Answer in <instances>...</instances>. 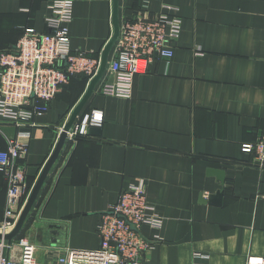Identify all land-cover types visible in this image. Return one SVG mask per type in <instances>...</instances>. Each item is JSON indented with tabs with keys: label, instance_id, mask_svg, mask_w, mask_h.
<instances>
[{
	"label": "crops",
	"instance_id": "crops-1",
	"mask_svg": "<svg viewBox=\"0 0 264 264\" xmlns=\"http://www.w3.org/2000/svg\"><path fill=\"white\" fill-rule=\"evenodd\" d=\"M50 1L0 0V51L13 50L25 28L45 32ZM72 2V52L101 59L113 34L112 0ZM119 5L120 24L179 16L174 55L155 59L137 75L129 99L94 93L77 121L101 113L102 125L89 128L99 135L88 130L86 137L67 140L6 257L19 260L23 241L34 246L39 262L68 250L99 249L102 215L122 191L141 184L147 213L163 220L160 231L141 229L154 244L145 264H247L264 258V171L253 166V154L242 151L264 129V0ZM112 56L113 50L109 61ZM88 84L73 79L30 127L0 117V152L9 139L27 145L19 164L30 188ZM22 132L29 137L20 138ZM211 169L224 173V184ZM217 193L220 204L212 202ZM7 199L0 172V221Z\"/></svg>",
	"mask_w": 264,
	"mask_h": 264
},
{
	"label": "built area",
	"instance_id": "built-area-1",
	"mask_svg": "<svg viewBox=\"0 0 264 264\" xmlns=\"http://www.w3.org/2000/svg\"><path fill=\"white\" fill-rule=\"evenodd\" d=\"M48 9L51 16L46 19L45 32L25 28L12 51H0V117L21 129L30 127L35 117L48 113L50 104L72 77L85 75L89 83L100 68V58L71 50L72 0H52ZM181 30L179 16L161 15L155 21L125 19L107 71L95 92L131 98L137 75L146 73L157 58L170 60L173 57V43L179 39ZM102 122L103 115L99 112L93 113L88 121H77L68 140L88 136L89 128L99 127ZM26 137L29 133L20 134V138ZM242 151L253 154V166L264 171V129L256 142L244 145ZM26 154L27 145L14 139H9L7 149L0 152V172L8 193L0 221L3 236L17 225L33 189L19 164ZM143 226L160 231L163 220L147 213L146 192L139 184L122 191L118 202L102 215L98 228L99 249L68 250L55 259L39 262L34 246L23 241L20 259L12 260L6 257L7 243L1 240L0 264H145L143 259L154 244L143 238ZM201 258L206 259V256ZM247 264H264V258L249 259Z\"/></svg>",
	"mask_w": 264,
	"mask_h": 264
},
{
	"label": "water",
	"instance_id": "water-1",
	"mask_svg": "<svg viewBox=\"0 0 264 264\" xmlns=\"http://www.w3.org/2000/svg\"><path fill=\"white\" fill-rule=\"evenodd\" d=\"M119 1L120 0H112V26H113V34L111 39L109 40L108 44L106 45L102 55H101V62H100V68L98 70V73L96 74V76L89 82L87 90L85 92V94L83 95V97L80 99V101L77 103V105L74 107L67 123L64 125L62 132L60 134L59 140L55 146V149L52 153V155L50 156V158L48 159L47 163L45 164L38 180L36 181L30 196L23 208V211L20 215V218L17 222V225L15 226V228L6 235H2L0 234V241L3 240L7 243V247L10 248L14 242L15 239L18 238V236L21 234V232L23 231L26 222L35 206V204L37 203L46 183L49 180V177L52 173L53 168L55 167V165L57 164V162L59 161L61 154L64 150V147L66 145V142L68 140V134L70 132V130L72 129V127L74 126V124L77 122V119L79 118V116L81 115L82 111L84 110V108L86 107V105L88 104V102L90 101V99L92 98V96L95 93V90L97 88V85L101 82V80L103 79L106 71H107V67H108V62H109V57H110V53L113 50L119 35H120V17H119V11H120V5H119ZM89 133L92 135H99L100 130L96 129V128H91L89 130ZM210 174H215L217 175V177L219 178L220 182L222 184H224V173L218 170H213L211 169ZM221 198H222V193H217L215 196L212 197V202L216 203V204H220L221 202ZM206 202V201H204Z\"/></svg>",
	"mask_w": 264,
	"mask_h": 264
},
{
	"label": "trees",
	"instance_id": "trees-1",
	"mask_svg": "<svg viewBox=\"0 0 264 264\" xmlns=\"http://www.w3.org/2000/svg\"><path fill=\"white\" fill-rule=\"evenodd\" d=\"M22 35V34H21ZM12 51V50H11ZM75 78H85L86 81H88V77H86L85 75H77V76H74L70 79V82L75 79ZM65 89V88H64ZM43 192V191H42Z\"/></svg>",
	"mask_w": 264,
	"mask_h": 264
}]
</instances>
